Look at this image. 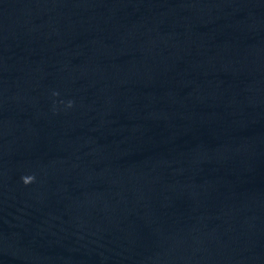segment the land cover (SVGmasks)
I'll list each match as a JSON object with an SVG mask.
<instances>
[{"label": "clouds", "instance_id": "clouds-1", "mask_svg": "<svg viewBox=\"0 0 264 264\" xmlns=\"http://www.w3.org/2000/svg\"><path fill=\"white\" fill-rule=\"evenodd\" d=\"M22 181L24 184H29V183H32L34 181V177L25 176V177H22Z\"/></svg>", "mask_w": 264, "mask_h": 264}]
</instances>
